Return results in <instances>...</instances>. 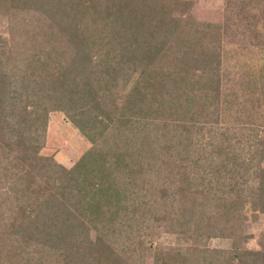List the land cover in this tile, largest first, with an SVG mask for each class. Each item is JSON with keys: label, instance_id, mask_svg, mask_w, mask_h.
I'll list each match as a JSON object with an SVG mask.
<instances>
[{"label": "trees", "instance_id": "trees-1", "mask_svg": "<svg viewBox=\"0 0 264 264\" xmlns=\"http://www.w3.org/2000/svg\"><path fill=\"white\" fill-rule=\"evenodd\" d=\"M175 10L162 0H0L11 29L10 46L0 38V144L8 155L0 154V264H131L127 248L145 209L134 179L150 168L163 170L170 143L186 144L176 133L184 97L169 86L182 80L185 63L160 52L180 34ZM20 24L31 28L25 38L16 30ZM157 54L170 68L163 62L162 70L153 68ZM130 80L117 112L113 89ZM55 110L92 144L68 169L36 154L47 114ZM110 125L114 137L125 134L122 144L96 146L94 136ZM12 148L19 153L9 156ZM256 190L251 206L264 213V168ZM202 198L208 216L195 219L188 207L179 220L164 221L168 230L175 221L196 226L195 239L236 238L241 203ZM121 236L129 244L115 247L112 238ZM234 241L222 264H261L259 251L239 250ZM203 248L191 247L171 264H216L218 251Z\"/></svg>", "mask_w": 264, "mask_h": 264}, {"label": "rangeland", "instance_id": "rangeland-1", "mask_svg": "<svg viewBox=\"0 0 264 264\" xmlns=\"http://www.w3.org/2000/svg\"><path fill=\"white\" fill-rule=\"evenodd\" d=\"M162 1L176 5L173 14L182 19L180 34L167 40L160 52L169 53V62L177 59L181 65L185 63L182 80L174 85L169 82V86L184 97L177 109L184 117H177L176 133L186 136V144L170 143L163 170L150 168L135 177L133 183L143 194L145 209L141 230L131 249L127 248L128 260L131 264H159L166 259L171 264L187 249L204 247L203 252L217 250L216 264H222L236 239L239 250L259 251L264 264V213L251 206L258 172L264 168V0ZM8 17L0 15V38L7 47L11 43ZM26 29L31 28L17 25L19 38L26 37ZM154 59L155 70H162L161 62L170 68L162 55ZM132 83L113 89L117 112ZM112 127L94 136L96 146L105 141L122 144L125 134L114 137ZM91 146L64 111L55 110L47 114L43 143L36 154L68 169ZM2 148L5 150L0 144V154H4ZM8 153L14 156L19 151L12 148ZM4 155L8 156L7 152ZM203 196L212 202L241 203V222L234 224L233 230L236 238L195 239L192 232L196 226H177L175 221L168 230L164 221L170 224L169 219H178L175 216L188 207L194 206L195 219L208 216L211 207ZM200 209L206 214H199ZM88 236L93 239L92 229ZM112 240L118 248L129 244L123 236Z\"/></svg>", "mask_w": 264, "mask_h": 264}]
</instances>
